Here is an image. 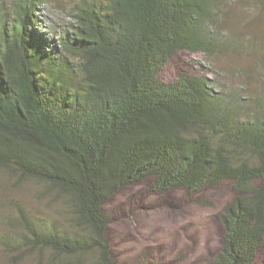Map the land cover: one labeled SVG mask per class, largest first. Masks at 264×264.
<instances>
[{
    "label": "trees",
    "instance_id": "obj_1",
    "mask_svg": "<svg viewBox=\"0 0 264 264\" xmlns=\"http://www.w3.org/2000/svg\"><path fill=\"white\" fill-rule=\"evenodd\" d=\"M44 1L0 3V172L64 203L62 221L20 209L19 245L38 264L46 253L48 264H116L104 207L123 188L151 180V191L183 189L192 201L230 181L222 246L196 264H255L264 247V94L245 97L217 79L250 77L241 67L162 77L181 51L209 63L264 51L226 32L232 1L255 0H77L75 23L48 36Z\"/></svg>",
    "mask_w": 264,
    "mask_h": 264
},
{
    "label": "rangeland",
    "instance_id": "obj_2",
    "mask_svg": "<svg viewBox=\"0 0 264 264\" xmlns=\"http://www.w3.org/2000/svg\"><path fill=\"white\" fill-rule=\"evenodd\" d=\"M77 0H45L38 6L42 26L53 34L71 27L73 8ZM258 0H255V2ZM255 2L232 1L227 17L226 32H241L246 39L264 44V0ZM6 9L13 0H0ZM42 32V31H41ZM245 39V41H246ZM264 51L238 56L229 54L222 60L208 62L200 53L181 51L166 64L162 77L175 80L182 74L211 75L212 67L250 70L244 79L235 72H224L217 79L225 88L241 90L245 97L264 94V80L258 66ZM209 71L211 73H209ZM209 73V74H208ZM249 84H246V83ZM242 88H245L243 90ZM151 180L134 183L112 197L104 209L111 218L108 238L112 244L116 264H196L215 255L222 246L221 215L231 203L235 192L230 181L208 187L190 201L183 189L167 193L150 190ZM54 194L43 193L35 183H22L0 172V264H38L40 256L19 245L23 232L20 209L39 219L57 218L62 221L64 203L56 204ZM46 256V257H45ZM49 254L41 264H48ZM255 264H264V247Z\"/></svg>",
    "mask_w": 264,
    "mask_h": 264
}]
</instances>
